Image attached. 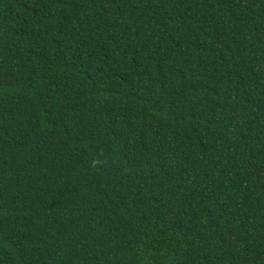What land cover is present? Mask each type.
<instances>
[{"label": "trees", "instance_id": "16d2710c", "mask_svg": "<svg viewBox=\"0 0 264 264\" xmlns=\"http://www.w3.org/2000/svg\"><path fill=\"white\" fill-rule=\"evenodd\" d=\"M0 264H264V0H0Z\"/></svg>", "mask_w": 264, "mask_h": 264}]
</instances>
